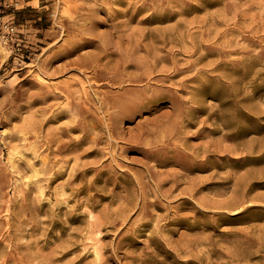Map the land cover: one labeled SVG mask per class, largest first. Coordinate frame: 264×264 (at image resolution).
<instances>
[{"label":"rangeland","instance_id":"obj_1","mask_svg":"<svg viewBox=\"0 0 264 264\" xmlns=\"http://www.w3.org/2000/svg\"><path fill=\"white\" fill-rule=\"evenodd\" d=\"M0 264H264V0H0Z\"/></svg>","mask_w":264,"mask_h":264},{"label":"built area","instance_id":"obj_2","mask_svg":"<svg viewBox=\"0 0 264 264\" xmlns=\"http://www.w3.org/2000/svg\"><path fill=\"white\" fill-rule=\"evenodd\" d=\"M10 29L12 30L13 28H12V27H10Z\"/></svg>","mask_w":264,"mask_h":264}]
</instances>
